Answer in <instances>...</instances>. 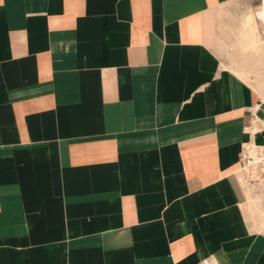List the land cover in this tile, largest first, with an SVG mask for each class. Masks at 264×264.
<instances>
[{
  "label": "crops",
  "instance_id": "0c3cea01",
  "mask_svg": "<svg viewBox=\"0 0 264 264\" xmlns=\"http://www.w3.org/2000/svg\"><path fill=\"white\" fill-rule=\"evenodd\" d=\"M238 2L0 0V264H264Z\"/></svg>",
  "mask_w": 264,
  "mask_h": 264
},
{
  "label": "rangeland",
  "instance_id": "374dc122",
  "mask_svg": "<svg viewBox=\"0 0 264 264\" xmlns=\"http://www.w3.org/2000/svg\"><path fill=\"white\" fill-rule=\"evenodd\" d=\"M260 5L261 0H240L237 5L228 11L226 16L228 26H230L231 30L225 27V45L218 44V48L224 51L221 57L227 67L232 71L238 70L242 78L246 79L248 82L254 81L257 84H259L261 80L259 76L249 69V66L252 65H248V63H257L261 61L264 55V52H260L259 54L261 55L259 56L253 52L254 50L258 51L260 46H264V29L260 21H256L255 19V12ZM249 17H253V21L248 23ZM241 37L249 38V40H246L244 48L242 47ZM238 39H240V41H238ZM242 52H245V55H243ZM256 194L257 196L259 195L257 192ZM259 197L261 199V204L259 203V206L261 205V209L264 210L262 204L263 199L260 195ZM254 214L261 220L256 210ZM263 214L264 211L262 212V215Z\"/></svg>",
  "mask_w": 264,
  "mask_h": 264
},
{
  "label": "built area",
  "instance_id": "2783aa9c",
  "mask_svg": "<svg viewBox=\"0 0 264 264\" xmlns=\"http://www.w3.org/2000/svg\"><path fill=\"white\" fill-rule=\"evenodd\" d=\"M258 112H262V115L252 114V132L264 134V103L258 105ZM237 173L245 176L250 184H257V192L263 194L264 207V145H256L250 142L242 144Z\"/></svg>",
  "mask_w": 264,
  "mask_h": 264
},
{
  "label": "bare ground",
  "instance_id": "6f19581e",
  "mask_svg": "<svg viewBox=\"0 0 264 264\" xmlns=\"http://www.w3.org/2000/svg\"><path fill=\"white\" fill-rule=\"evenodd\" d=\"M255 14H256L255 15L256 21H260V23H261V25H262V27L264 29V0H261V5L257 8ZM252 21H253V17H249L248 18V23L252 22ZM241 176H243V175H241ZM243 178L247 182V184L249 185L250 183L248 182L247 178H245V176H243ZM258 194L263 197L262 193H258ZM262 204H263V201H262Z\"/></svg>",
  "mask_w": 264,
  "mask_h": 264
}]
</instances>
